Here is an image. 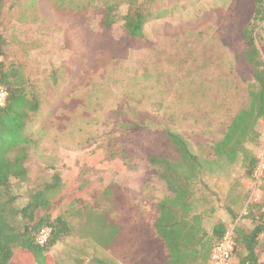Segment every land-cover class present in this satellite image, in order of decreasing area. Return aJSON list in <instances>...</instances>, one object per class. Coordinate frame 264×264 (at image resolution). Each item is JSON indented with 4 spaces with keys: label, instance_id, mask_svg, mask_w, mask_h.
Returning a JSON list of instances; mask_svg holds the SVG:
<instances>
[{
    "label": "rangeland",
    "instance_id": "rangeland-1",
    "mask_svg": "<svg viewBox=\"0 0 264 264\" xmlns=\"http://www.w3.org/2000/svg\"><path fill=\"white\" fill-rule=\"evenodd\" d=\"M244 3L156 0L157 17L143 37L133 39L121 26L122 0H8L1 24L7 64L43 93L54 89L48 79L59 76L60 108L49 109L39 147L28 159V184L57 174L71 189L83 190L54 212L71 228L51 250L59 264L167 263L154 224L155 205L169 193L150 160L179 161L169 132L210 163L216 189L228 185L217 189L218 198L198 192L200 203L220 207L209 229L216 219L227 230L253 228L250 209L256 205L259 213L264 203V119L252 114L255 80L239 50L254 0ZM114 5L118 22L105 31L101 18ZM254 34L264 56V22ZM46 108L27 134L44 123ZM239 115L246 125L233 129ZM227 135L231 157L216 156ZM25 195L26 188L14 182L7 198L19 196L22 206ZM258 257L264 264V234Z\"/></svg>",
    "mask_w": 264,
    "mask_h": 264
},
{
    "label": "trees",
    "instance_id": "trees-1",
    "mask_svg": "<svg viewBox=\"0 0 264 264\" xmlns=\"http://www.w3.org/2000/svg\"><path fill=\"white\" fill-rule=\"evenodd\" d=\"M237 1L242 3L241 6L246 5V0ZM7 2L0 0V84L8 93L5 106H0V264H59L51 250L69 235L71 228L64 216L55 218L54 212L80 196L83 190L71 189L57 174L44 184H28V159L39 147L38 137L46 128L49 109L60 108L57 95L59 76L53 74L48 79H52L50 87L54 89L43 93L19 67L7 64L8 45L1 31ZM155 3L156 0H122L125 13L121 15V26L129 37L136 39L144 36L147 24L157 17ZM114 10L119 11L115 5L107 7L101 18L105 31L112 30L118 22L113 15ZM252 13L241 27L243 46L239 50L243 51L245 62L253 71L255 90L251 93V109L259 121L264 119V56L256 45L254 32L264 22V0H254ZM236 20L240 22V16ZM43 107H47L44 123L38 130L27 134L38 121ZM240 116L232 122L233 129L246 125L245 119H240ZM168 137L179 152V161L172 162L163 157H152L150 160L169 193L158 199L155 205L157 218L154 224L156 234L168 254L166 264H212L213 248L224 237L228 227L224 221L216 219L209 229L220 211L219 204L214 201L213 205L208 206L205 201L200 203L198 197V192H203L204 195L218 198V191L207 174L210 163L195 155L180 135L169 132ZM229 141L227 135L216 145V156L231 157L225 151ZM257 163L254 160L249 166V177H254ZM14 182L26 188V195L23 196L26 202L22 206L16 204L19 196L16 199L7 198ZM261 204L259 213L254 212L256 205L250 209L252 229H235L233 264L236 255H239L240 264H260L258 247L264 234V203ZM44 228H50L51 234L47 243L41 246L37 237Z\"/></svg>",
    "mask_w": 264,
    "mask_h": 264
},
{
    "label": "built area",
    "instance_id": "built-area-1",
    "mask_svg": "<svg viewBox=\"0 0 264 264\" xmlns=\"http://www.w3.org/2000/svg\"><path fill=\"white\" fill-rule=\"evenodd\" d=\"M8 93L6 89L0 84V106L3 107L6 104ZM261 162L264 168V158ZM257 172V179H259L262 174ZM51 234L50 228H44L41 230L39 236L37 237V242L44 246L49 240ZM236 246V234L235 229H229L224 237L215 245L212 252V264H233V253Z\"/></svg>",
    "mask_w": 264,
    "mask_h": 264
},
{
    "label": "crops",
    "instance_id": "crops-1",
    "mask_svg": "<svg viewBox=\"0 0 264 264\" xmlns=\"http://www.w3.org/2000/svg\"><path fill=\"white\" fill-rule=\"evenodd\" d=\"M208 173H209V172H207V174H208ZM209 175H211V174H209ZM216 186H217V185H216ZM233 186H234V183H233V181H231L230 184H229V189H232V190H233V188H234ZM227 187H228V185H225L224 188L222 189L221 187L217 186V189L223 192V191H225V190L227 189ZM52 256H53V255H52Z\"/></svg>",
    "mask_w": 264,
    "mask_h": 264
}]
</instances>
